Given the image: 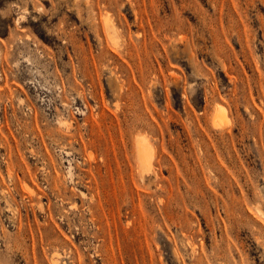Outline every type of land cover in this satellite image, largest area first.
I'll list each match as a JSON object with an SVG mask.
<instances>
[{"label":"rangeland","instance_id":"374dc122","mask_svg":"<svg viewBox=\"0 0 264 264\" xmlns=\"http://www.w3.org/2000/svg\"><path fill=\"white\" fill-rule=\"evenodd\" d=\"M0 264H264V0H0Z\"/></svg>","mask_w":264,"mask_h":264}]
</instances>
